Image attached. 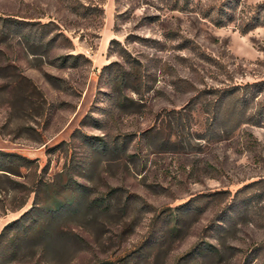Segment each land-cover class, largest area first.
I'll list each match as a JSON object with an SVG mask.
<instances>
[{
  "label": "rangeland",
  "instance_id": "obj_1",
  "mask_svg": "<svg viewBox=\"0 0 264 264\" xmlns=\"http://www.w3.org/2000/svg\"><path fill=\"white\" fill-rule=\"evenodd\" d=\"M263 243L264 0H0V264Z\"/></svg>",
  "mask_w": 264,
  "mask_h": 264
},
{
  "label": "trees",
  "instance_id": "obj_2",
  "mask_svg": "<svg viewBox=\"0 0 264 264\" xmlns=\"http://www.w3.org/2000/svg\"><path fill=\"white\" fill-rule=\"evenodd\" d=\"M11 22L14 23L12 25H14L16 30H25L24 38L28 42H33V43H36V37H37V33L39 31H42L45 34L46 32H48V31L50 32L53 30L50 24H36V23H26V22H20V21H11ZM257 85H260V84H257ZM241 89L244 90V89H246V87L243 86ZM7 156L13 157L14 155L9 154ZM22 161L24 162L25 166L32 163L31 160L26 159V158H22ZM255 184H257V183H255ZM51 196H52V194H51ZM52 200L54 202L55 197L52 196ZM261 252H264V243L254 250V253H256V254H260Z\"/></svg>",
  "mask_w": 264,
  "mask_h": 264
}]
</instances>
